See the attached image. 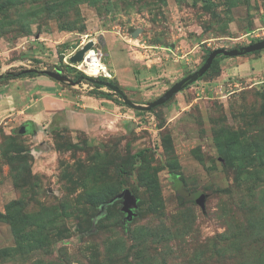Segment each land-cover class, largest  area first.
Segmentation results:
<instances>
[{
    "label": "rangeland",
    "instance_id": "374dc122",
    "mask_svg": "<svg viewBox=\"0 0 264 264\" xmlns=\"http://www.w3.org/2000/svg\"><path fill=\"white\" fill-rule=\"evenodd\" d=\"M70 1L0 0V75L67 77L0 79V264H264V49L140 113L69 59L93 40L104 81L148 105L208 50L263 40L264 0ZM126 188L135 217H98Z\"/></svg>",
    "mask_w": 264,
    "mask_h": 264
},
{
    "label": "water",
    "instance_id": "95a60500",
    "mask_svg": "<svg viewBox=\"0 0 264 264\" xmlns=\"http://www.w3.org/2000/svg\"><path fill=\"white\" fill-rule=\"evenodd\" d=\"M140 33V29H136L133 33L135 37H137ZM95 45V42L93 40H90L86 42L79 50H77L75 53H73L69 59L71 63H82L86 59V54L88 51L93 49ZM264 49V39L260 40L258 42L251 43L247 46H243L240 48H217L214 49L209 56L206 58L205 63L194 73L182 78L177 83L173 84L170 89H168L162 96L158 97L156 100L152 101L148 105H142L134 103L129 97L119 88L114 85H112L109 82H100L97 80H94L95 82L100 83L101 85H105L112 89L114 92L119 93L126 105H129L130 107L139 110V111H149L157 106L165 104L168 100H170L175 94L179 93L181 90L185 89L189 86L190 83L193 81H196L200 79L203 75L207 73V71L212 66L213 61L218 55H225V56H239L244 55L247 53H253L255 51H261ZM43 74H46L52 78H56L59 80H64L67 78L65 75H62L60 71H48V70H41ZM26 131V125H22L20 132L24 133ZM190 198L198 199V203L201 206L202 209H205L206 207V195H201L199 198L198 196L194 194H189ZM117 200H121L123 207L122 211L126 213V222H130L136 215L134 209L138 207V199L136 195L132 193V191L128 188L124 189L121 193L114 196L109 201L104 202L100 206V213L98 217L103 216L106 213L107 206L110 204H113Z\"/></svg>",
    "mask_w": 264,
    "mask_h": 264
},
{
    "label": "trees",
    "instance_id": "16d2710c",
    "mask_svg": "<svg viewBox=\"0 0 264 264\" xmlns=\"http://www.w3.org/2000/svg\"><path fill=\"white\" fill-rule=\"evenodd\" d=\"M74 1H76V0H71L70 2H74ZM91 1H95V0H91ZM252 43H254V41L252 42ZM213 50H208V52H207V57L209 56V54L212 52ZM260 51H255L254 53H259ZM206 57V58H207ZM224 57V55H218L216 58H215V60L213 61V63H212V66L210 67V69L207 71V73L206 74H210V73H213V72H215L216 74H218L219 72H220V67H219V62H220V60L222 59ZM63 58V57H62ZM62 60V59H61ZM69 68H72V67H69ZM41 74H43L41 71H38V70H36V69H23V70H20V71H17V72H11V71H9V72H6L5 74H3V75H0V79H3V80H11V79H14V78H21V77H36V76H38V75H41ZM80 76H82L83 78H85V79H87V80H90V81H92V82H95L94 80H97V81H100V82H106V81H104V80H106V78H104L103 76H100V77H98V78H95L94 79V77H90V76H87V75H85L84 73H82V72H80ZM205 75H203L201 78H203ZM96 87H103V85H101L100 83H98V82H96ZM100 94H101V97H105V98H108V99H113V95H112V93H110V92H105V91H101L100 92ZM161 106V105H160ZM158 107V106H157ZM156 108V107H155ZM138 113H140L141 111H137ZM120 168H121V170H122V172H124V173H127V169H126V167L125 166H123V165H121L120 166ZM173 173V179H174V181L175 182H178L179 180H180V178H179V174H176V173H174V172H172ZM146 178L149 180V179H151V178H149V176H146ZM116 196V195H115ZM114 197V196H113ZM112 197V198H113ZM111 198V199H112ZM110 200V199H109ZM109 200H107V201H109ZM118 201H121V200H117L116 202H118ZM104 202H106V201H104ZM104 202H102L101 204H100V206L104 203ZM116 202H114L113 204H110L109 206H107V209H106V213L105 214H107V212H108V209H109V207L111 206V205H114ZM99 213H100V211H99ZM104 214V215H105ZM99 215V214H98ZM103 215V216H104ZM12 216H6L5 214H2L1 212H0V219L1 220H6V219H11L12 220ZM39 237V235L37 236V238ZM40 242V240L39 241H37V243H39ZM49 242H50V240H49ZM49 242H44V243H48L49 244Z\"/></svg>",
    "mask_w": 264,
    "mask_h": 264
},
{
    "label": "bare ground",
    "instance_id": "6f19581e",
    "mask_svg": "<svg viewBox=\"0 0 264 264\" xmlns=\"http://www.w3.org/2000/svg\"><path fill=\"white\" fill-rule=\"evenodd\" d=\"M91 55L94 53L93 49L90 50ZM81 67H85L84 69L86 70V72L90 75H97L100 72V68H103V72L106 73V75H110L107 66H105L102 62H100V60L94 62V63H90V59L89 56L82 62Z\"/></svg>",
    "mask_w": 264,
    "mask_h": 264
},
{
    "label": "built area",
    "instance_id": "2783aa9c",
    "mask_svg": "<svg viewBox=\"0 0 264 264\" xmlns=\"http://www.w3.org/2000/svg\"><path fill=\"white\" fill-rule=\"evenodd\" d=\"M85 44V43H84ZM91 51H88L87 52V54H86V58L89 56V59H90V63H94V62H96V61H98V60H100V62H102L101 61V58H102V53L100 52V51H97V50H94L93 52V54L91 55V53H90ZM82 64V63H81ZM77 67V66H76ZM80 68H81V70H83V71H85L86 72V70L84 69L85 67H81L80 66ZM87 73V72H86ZM88 74V73H87ZM103 74V68H100V72H99V74H97V75H90V74H88L90 77H94V78H98L99 76H101Z\"/></svg>",
    "mask_w": 264,
    "mask_h": 264
},
{
    "label": "crops",
    "instance_id": "0c3cea01",
    "mask_svg": "<svg viewBox=\"0 0 264 264\" xmlns=\"http://www.w3.org/2000/svg\"><path fill=\"white\" fill-rule=\"evenodd\" d=\"M46 88H48V90H54L55 92L58 90L57 88H56V85H53L52 87H50V84H47V86H46ZM61 94H63L62 92H59V90H58V96L60 97L61 96ZM40 101V99L38 98L37 99V103ZM57 105H59V104H55V103H53V109H51V110H49L47 113L46 112H43L42 113V109L40 110V111H37V112H40L41 114L40 115H43V114H47V116L49 117V118H52L53 117V115H52V113L55 111L54 109L56 108V106ZM61 107V106H60ZM62 108H66V105H64V107H62ZM67 109V108H66ZM5 111V110H4ZM52 116V117H51ZM36 122V121H35ZM37 123V122H36Z\"/></svg>",
    "mask_w": 264,
    "mask_h": 264
},
{
    "label": "flooded vegetation",
    "instance_id": "af4514ba",
    "mask_svg": "<svg viewBox=\"0 0 264 264\" xmlns=\"http://www.w3.org/2000/svg\"><path fill=\"white\" fill-rule=\"evenodd\" d=\"M26 127L28 128V124L26 123Z\"/></svg>",
    "mask_w": 264,
    "mask_h": 264
}]
</instances>
